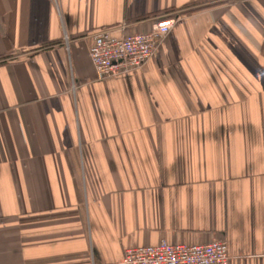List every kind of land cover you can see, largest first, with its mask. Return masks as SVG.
<instances>
[{
  "label": "crops",
  "instance_id": "crops-1",
  "mask_svg": "<svg viewBox=\"0 0 264 264\" xmlns=\"http://www.w3.org/2000/svg\"><path fill=\"white\" fill-rule=\"evenodd\" d=\"M175 14L146 66L98 78V30ZM163 240L264 264V0H0V264Z\"/></svg>",
  "mask_w": 264,
  "mask_h": 264
},
{
  "label": "built area",
  "instance_id": "built-area-1",
  "mask_svg": "<svg viewBox=\"0 0 264 264\" xmlns=\"http://www.w3.org/2000/svg\"><path fill=\"white\" fill-rule=\"evenodd\" d=\"M179 17L175 14L155 21L148 32L118 35L115 28L98 30L90 50L98 78H114L146 66ZM230 259L225 240L205 244H172L163 240L157 245L127 249L122 264H229Z\"/></svg>",
  "mask_w": 264,
  "mask_h": 264
}]
</instances>
